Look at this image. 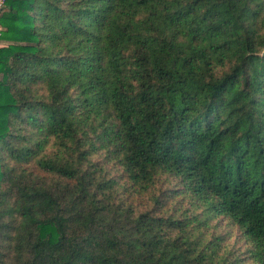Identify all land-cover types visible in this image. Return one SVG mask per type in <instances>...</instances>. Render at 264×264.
Segmentation results:
<instances>
[{"label": "trees", "instance_id": "trees-1", "mask_svg": "<svg viewBox=\"0 0 264 264\" xmlns=\"http://www.w3.org/2000/svg\"><path fill=\"white\" fill-rule=\"evenodd\" d=\"M0 264H264V0H5Z\"/></svg>", "mask_w": 264, "mask_h": 264}, {"label": "built area", "instance_id": "built-area-1", "mask_svg": "<svg viewBox=\"0 0 264 264\" xmlns=\"http://www.w3.org/2000/svg\"><path fill=\"white\" fill-rule=\"evenodd\" d=\"M4 1L5 0H0V9L4 6ZM0 31H1V28H0Z\"/></svg>", "mask_w": 264, "mask_h": 264}, {"label": "rangeland", "instance_id": "rangeland-1", "mask_svg": "<svg viewBox=\"0 0 264 264\" xmlns=\"http://www.w3.org/2000/svg\"><path fill=\"white\" fill-rule=\"evenodd\" d=\"M3 44H5V43H4V40H1V39H0V46H3Z\"/></svg>", "mask_w": 264, "mask_h": 264}, {"label": "water", "instance_id": "water-1", "mask_svg": "<svg viewBox=\"0 0 264 264\" xmlns=\"http://www.w3.org/2000/svg\"><path fill=\"white\" fill-rule=\"evenodd\" d=\"M262 56H264V51L262 52V54H261Z\"/></svg>", "mask_w": 264, "mask_h": 264}]
</instances>
